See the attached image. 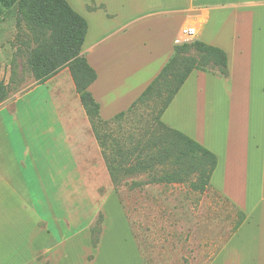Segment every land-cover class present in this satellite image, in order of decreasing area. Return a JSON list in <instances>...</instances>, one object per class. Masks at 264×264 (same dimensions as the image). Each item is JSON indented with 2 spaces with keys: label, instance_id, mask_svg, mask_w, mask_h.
<instances>
[{
  "label": "crops",
  "instance_id": "obj_1",
  "mask_svg": "<svg viewBox=\"0 0 264 264\" xmlns=\"http://www.w3.org/2000/svg\"><path fill=\"white\" fill-rule=\"evenodd\" d=\"M66 1L87 23L81 56L103 121L137 101L182 28L226 54L228 77L193 71L160 122L216 157L209 187L246 217L212 264H264V0ZM116 241L142 264L71 77L33 81L0 105V264H61L79 250L95 264Z\"/></svg>",
  "mask_w": 264,
  "mask_h": 264
},
{
  "label": "rangeland",
  "instance_id": "obj_2",
  "mask_svg": "<svg viewBox=\"0 0 264 264\" xmlns=\"http://www.w3.org/2000/svg\"><path fill=\"white\" fill-rule=\"evenodd\" d=\"M70 1L75 6L81 5L80 0ZM113 3L121 7V0H113ZM15 17V9L0 13V79L7 90L0 105L11 102L33 83L27 68L28 57L40 43L49 39L48 33L34 34L23 24L17 27ZM189 56L197 55L191 51ZM60 72L70 76L68 68ZM64 79L61 77L59 81ZM160 107V103L148 100L126 113L120 121L110 123L103 130L111 136L107 141L109 156L114 152L115 141H121L122 153H128L134 145L150 143L157 137ZM158 150L159 146H155L146 152L152 155ZM199 158L200 154L195 153L194 159H186L185 164L193 165ZM180 168L170 157L146 172L117 175L115 183L111 181L142 264H212L240 220L239 211L212 188L208 187L203 193L193 190L190 183L196 181L194 174L183 184L152 183ZM98 219L94 223L96 227ZM111 251L103 248L95 264H134L132 257L124 254L121 241H116L115 252ZM79 253H72L61 264H89ZM226 259L234 260V254H227Z\"/></svg>",
  "mask_w": 264,
  "mask_h": 264
},
{
  "label": "trees",
  "instance_id": "obj_3",
  "mask_svg": "<svg viewBox=\"0 0 264 264\" xmlns=\"http://www.w3.org/2000/svg\"><path fill=\"white\" fill-rule=\"evenodd\" d=\"M12 9L16 12L17 27L23 24L34 34H49V39L44 40L30 53L27 68L33 80L39 85L56 76L60 70L68 68L75 92L113 184L117 175L132 176L146 172L173 157L181 168L154 179L152 183L183 184L189 179L190 174H194L196 181L190 183L193 190L203 193L209 187L210 177L216 167V157L183 134L166 127L160 122V118L193 71L220 78L228 77L227 57L222 50L199 41L175 46L169 62L130 109L116 115L110 121H103L99 116L100 107L88 90L96 81L97 75L81 56V48L87 33L86 21L66 0H0V13ZM191 51L197 56H189ZM6 93V87L0 79V103L6 98ZM148 100L161 105L157 114L160 128L158 136L153 137L150 143L134 145L128 153H122L121 141H115L114 152L109 156L107 141L111 136L103 130ZM155 146H159L157 153L151 155L146 152V149L148 151ZM195 153L200 154L197 163L186 165V159H194ZM239 217L233 234L246 220L245 215L240 212ZM102 220V216H99L97 227L94 225L91 230L93 248L99 244Z\"/></svg>",
  "mask_w": 264,
  "mask_h": 264
},
{
  "label": "built area",
  "instance_id": "obj_4",
  "mask_svg": "<svg viewBox=\"0 0 264 264\" xmlns=\"http://www.w3.org/2000/svg\"><path fill=\"white\" fill-rule=\"evenodd\" d=\"M197 36L196 29L192 26H186L182 28L180 34H179V42L181 44H187L189 42H192L195 40V37Z\"/></svg>",
  "mask_w": 264,
  "mask_h": 264
},
{
  "label": "bare ground",
  "instance_id": "obj_5",
  "mask_svg": "<svg viewBox=\"0 0 264 264\" xmlns=\"http://www.w3.org/2000/svg\"><path fill=\"white\" fill-rule=\"evenodd\" d=\"M126 253V252H125Z\"/></svg>",
  "mask_w": 264,
  "mask_h": 264
}]
</instances>
